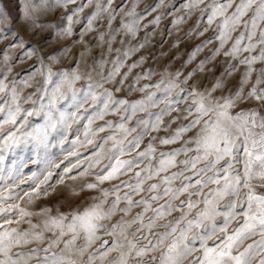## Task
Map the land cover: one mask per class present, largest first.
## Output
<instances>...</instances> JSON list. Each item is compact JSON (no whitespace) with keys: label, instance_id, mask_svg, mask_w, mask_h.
Instances as JSON below:
<instances>
[{"label":"snow or ice","instance_id":"snow-or-ice-1","mask_svg":"<svg viewBox=\"0 0 264 264\" xmlns=\"http://www.w3.org/2000/svg\"><path fill=\"white\" fill-rule=\"evenodd\" d=\"M11 2L17 5L12 12L0 9V24L5 25L0 27V264H264V0H183L172 6L183 10L171 21L177 29L200 13L172 48L193 33H213L192 48L183 66L213 47L191 72H165L155 84L148 82L151 68L133 74L147 57L127 61L151 43L147 31L136 44L131 41L141 21L169 8L165 0L142 13L137 12L138 0L130 6L126 0L115 6L114 0H97L86 16L82 14L92 0ZM168 14L159 12L143 28L159 25ZM14 24H21L30 39ZM92 33L93 40L86 41ZM77 34L78 39L59 46ZM116 43L122 47L113 48ZM74 45L83 48L74 54L79 59L71 67H58ZM92 47L100 51L87 65ZM217 57L227 65L210 88L189 84L197 73L213 72L206 65ZM30 60L34 63L14 73ZM82 65L90 70L83 71ZM241 67L238 81L228 87ZM37 75L39 87L25 95ZM175 89L179 91L173 96ZM158 91L164 96L158 98ZM134 92L143 95L132 99ZM161 103L159 112L151 111ZM183 103L187 107L181 111ZM138 113L146 116L129 126ZM109 115L117 119H105ZM166 116L171 120L165 122ZM33 117L43 122L33 124ZM82 121H87L83 136L69 141L70 132H79L73 126ZM173 124L171 134L153 135L167 133ZM178 142L179 147L161 150ZM66 143L72 147L63 159L49 158V149L63 150ZM26 145L36 157L30 163L44 165L43 179L36 172L21 178L29 162L3 167L4 152ZM81 149L91 156L83 157ZM57 169L62 171L55 173ZM87 177L92 179L79 190L71 189L74 196L98 193L83 209L63 212L43 206L29 211L20 203L31 204L49 197L66 180ZM29 181L32 186L23 195L15 191ZM114 181L118 183L103 187ZM135 208L141 211L130 216ZM21 223L28 227H12ZM29 245L36 246L25 251Z\"/></svg>","mask_w":264,"mask_h":264},{"label":"rangeland","instance_id":"rangeland-1","mask_svg":"<svg viewBox=\"0 0 264 264\" xmlns=\"http://www.w3.org/2000/svg\"><path fill=\"white\" fill-rule=\"evenodd\" d=\"M84 2H86V0H84ZM96 2H97V0H92V5L88 8H85V11L82 14V16H86L89 12L94 10V6H95ZM101 2H103V0H101ZM132 2H133V0H126V3L129 6L131 5ZM165 2H166V4L169 5V8L168 9L161 8L158 10V13L167 11V12H169V14L162 17L159 25H156V26L149 25V27L147 29H144L143 25L147 24L148 21L151 20L158 13H153L152 15L147 16L143 21H141V30L138 33L137 37L131 41L132 44H136L144 36L145 31H147L149 33H152V35L150 36L151 43L148 46H146L144 49H141L139 52H137L134 56H132L127 61V63H131L132 61L139 59L140 56L147 57V59L145 60V63L140 68L133 70V74H135L136 72L146 71L147 69L151 68L152 69V76H151V80L148 82L152 83V84L159 82L162 78V74H164L165 72L168 74L175 73L176 71H180L183 74H187L188 72H191L196 67V65L199 63L200 60L204 59L205 56L210 54V49L213 47V45H209L208 47H206L204 49V51H202L191 64H189L187 67H184L183 66L184 61L187 59L188 53L192 50V48L196 44H199L203 40L207 39L213 33L211 30H209V32H207L203 37H197L196 34L193 33V35L191 37H187V38L183 39L182 43H180L177 47L172 48L171 45L178 38L184 37V34L187 32V30L189 28L193 27V25L195 24V21L197 20L200 13L198 11L194 12L192 14V16L189 18H186L185 22L182 25H180L179 28L177 29V28L172 27L171 21L173 20L174 16L182 15L183 10L181 9L179 11H174L172 6L178 7L179 4L183 2V0H165ZM120 3H121V0H114V6L118 5ZM155 3H157V0H138L137 12L142 13L146 7L153 5ZM16 7H17V5L15 3L11 2V0H0V9H7L9 12H12L13 9H15ZM106 15L107 14H105V16ZM119 21H120V17L118 16L115 23L118 24ZM104 22H106V21H104ZM0 27H5V25L0 24ZM12 27L20 35L24 36V38L26 40L30 39V34L25 32V30L21 24H14V25H12ZM202 28H203V25H201V28L197 29L196 31H200V30H202ZM103 30L104 29H101V31H103ZM78 32H79V26H77V33ZM94 35H95V33H92V34L86 36L85 40L86 41H92ZM78 38L79 37L77 34V36L70 37L66 40H62L61 44L59 46L63 47L65 45H68L71 43L72 39H78ZM120 39H121V37L118 36L117 41H119ZM33 42H35V41H33ZM5 43H8V41H5ZM0 47H2V45H0ZM116 47H122V46L119 45V43H116L113 45V48H116ZM81 51H83V48L80 45H74L72 47L71 51L69 52L68 56H66L64 58L63 63L61 65H59L58 67H71V66H73L76 63L77 59H79V56L74 55V54H78ZM99 51H100L99 48L92 47L91 52L87 56V65H91L92 56H97ZM115 55H116V53L113 52L112 54L109 55L108 59L111 60L112 58L115 57ZM221 59H223V58L217 57L216 61H213L210 64L206 65V69L209 67H213L215 69L213 72L205 71L204 73H197L192 78V80L189 81V84H194L198 89L210 88L212 86L214 77L218 76L220 74V72L223 71L224 67H226V65H227V61H225L223 64H221L220 63ZM32 63H34V60H30L24 65H18L14 69V73L22 71V69L27 68L28 65H30ZM110 66H111L110 64L105 66V72L107 71V69ZM256 67H259V65H257ZM82 70L83 71H89L90 67H86V66L82 65ZM243 70H244L243 67H241L240 70L237 71L233 75V77H231L229 79L228 87H232V85L236 84V82L238 81ZM122 71H124V69H122ZM254 76H255V74H254ZM130 79H131V77H130ZM40 80H41V77H39L37 75L35 81L33 82V87L25 88L24 94L26 95L29 92H35V89L37 87H39ZM144 82L145 81H141V84H143ZM77 86H79V84ZM52 87H53V85H48L49 90H51ZM137 87H139V85H137ZM162 87H163V85H162ZM184 87H187V85H184ZM249 87H250V85H249ZM226 90L227 89H224L221 91H226ZM178 91H179V89H175L173 91L172 95L175 96ZM221 91H218L216 93V95H220ZM37 95H39V93H37ZM142 95H143L142 93L134 92V93H131L130 98L138 99ZM163 96H164V93L162 91L157 92L158 98L163 97ZM33 98L35 99V96ZM188 99L190 100L191 98L189 97ZM42 102L47 103V100L45 99ZM249 106H251V105H249ZM26 107H28V105H26ZM64 107L67 108V105L65 104ZM163 107H164V104L161 103L158 107L151 109V111L152 112H159L160 109H162ZM186 107H187V103H183L180 105V110L183 111V109ZM172 115L174 116L175 113H172ZM143 116H146V113H138L137 117H135L133 119V121L130 122L129 126L134 125L135 120L139 119L140 117H143ZM171 118H172L171 116H166L164 118L165 122L171 120ZM105 119H114L115 120V119H117V117H115L113 115H109ZM42 122L43 121H42L41 117H33L32 118L33 124H40ZM86 122L87 121H82L79 126H77V125L73 126L74 128L79 127V132H70L68 134L69 141L74 139L76 135H80L81 137L83 136V132H84L83 124H85ZM97 123H103V122L98 121ZM176 126H177L176 124H173L171 126V128L168 129L167 133H165L163 130H161L159 133H153V135L160 137V136H164L167 134H171L172 130L175 129ZM93 127H95V125H93ZM161 127L163 129V125ZM192 134H194V133H189L187 135H192ZM100 135H104V134L101 133ZM57 139H58V137H57ZM147 139L148 138L146 137L145 143L147 142ZM55 142H56V140H53V143H55ZM179 146H180V143L178 142L175 145L161 146V150H168L170 148L179 147ZM71 147L72 146L70 143H66L63 146V150L60 146L49 149V158L56 159V161L59 162L61 159H63L64 153L67 150H69ZM81 152L83 154V157H90L91 156V151H84L83 149H81ZM3 156H4L3 167H5L6 169L11 168L14 165L19 166L21 163L29 162L28 167H25L22 169L23 176L21 178L30 177L32 172H36L37 175L40 177V179H43V176L41 175V173L44 170V165L43 164L34 165V164L30 163V161L32 159L36 158L33 151H32L31 145L18 147L15 150L10 151V152H4ZM237 167H240V165H237ZM61 171H62V169H57V170H55V173H59ZM55 173H54V177H53V181H52L53 183H55L56 179H58V176ZM73 175H75V172L73 173ZM129 175H131V174H129ZM91 179H92V177H87V178H83V179L78 178L77 181H75V182L71 181V180H66L65 185H57V191L52 193L49 197H40V198L34 200L31 204H27V205H25L23 201H20V203L22 206L27 207L29 211H36L40 207H43V206H51L54 211L56 208H59V210L63 211V212H67L70 209L76 208V207L83 209L87 204L92 202L90 197L93 195H97L98 193L96 191L84 192V193H81L80 196H74L72 194L71 189L76 188L77 190H79L82 183H84L88 180H91ZM121 179H128V176L121 177ZM112 183H118V181L106 182L105 185H103V187H111ZM177 183H179V181H177ZM31 186H32L31 181H29L28 183L21 184L19 188L15 189V191L19 192L21 195H23V191L28 190ZM139 198H140L139 196H134V199H139ZM110 200H111V197H109V201ZM139 211H141L140 208L133 209L130 216L135 215V213L139 212ZM149 215H151V213H149ZM177 215H178V213H177ZM118 218H119L118 216L115 217L113 222L115 221V219H118ZM32 219L34 221H36L39 218L33 217ZM221 220H222V218H220V217L217 218L218 223ZM0 223H2V221H0ZM233 226H235V222H233V225L230 227H233ZM12 227H18V228L24 229V228H27L28 225L25 223H21L20 225H12ZM157 230L162 231V229H157ZM105 239H107V237H105ZM253 239H258V237H254ZM250 242L251 241H248V243H250ZM35 246L36 245L26 246L24 250L26 251L28 247H35ZM41 255H43V253H41ZM33 264H35V261H33ZM185 264H187V261H185Z\"/></svg>","mask_w":264,"mask_h":264}]
</instances>
